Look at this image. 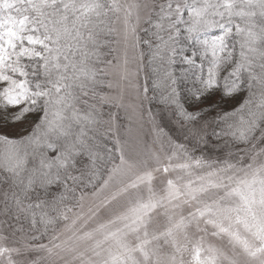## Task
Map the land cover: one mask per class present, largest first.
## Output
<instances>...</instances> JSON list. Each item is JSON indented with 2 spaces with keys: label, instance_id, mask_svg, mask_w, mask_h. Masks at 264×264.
<instances>
[{
  "label": "snow or ice",
  "instance_id": "6c2138e0",
  "mask_svg": "<svg viewBox=\"0 0 264 264\" xmlns=\"http://www.w3.org/2000/svg\"><path fill=\"white\" fill-rule=\"evenodd\" d=\"M0 264H264V0H0Z\"/></svg>",
  "mask_w": 264,
  "mask_h": 264
}]
</instances>
